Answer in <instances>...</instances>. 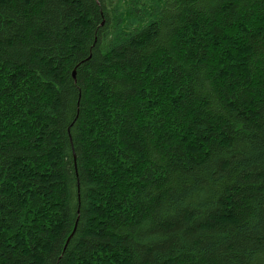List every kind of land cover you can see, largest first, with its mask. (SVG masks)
I'll use <instances>...</instances> for the list:
<instances>
[{"label":"trees","instance_id":"1","mask_svg":"<svg viewBox=\"0 0 264 264\" xmlns=\"http://www.w3.org/2000/svg\"><path fill=\"white\" fill-rule=\"evenodd\" d=\"M0 264H264V0H0Z\"/></svg>","mask_w":264,"mask_h":264},{"label":"water","instance_id":"2","mask_svg":"<svg viewBox=\"0 0 264 264\" xmlns=\"http://www.w3.org/2000/svg\"><path fill=\"white\" fill-rule=\"evenodd\" d=\"M73 76H74V77L76 76V71H75V70L73 71Z\"/></svg>","mask_w":264,"mask_h":264}]
</instances>
